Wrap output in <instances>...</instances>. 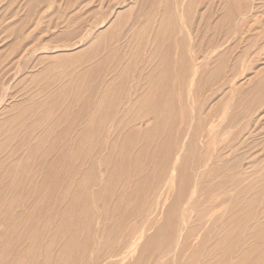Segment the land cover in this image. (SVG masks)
<instances>
[{
    "label": "rangeland",
    "instance_id": "rangeland-1",
    "mask_svg": "<svg viewBox=\"0 0 264 264\" xmlns=\"http://www.w3.org/2000/svg\"><path fill=\"white\" fill-rule=\"evenodd\" d=\"M0 264H264V0H0Z\"/></svg>",
    "mask_w": 264,
    "mask_h": 264
},
{
    "label": "bare ground",
    "instance_id": "bare-ground-1",
    "mask_svg": "<svg viewBox=\"0 0 264 264\" xmlns=\"http://www.w3.org/2000/svg\"><path fill=\"white\" fill-rule=\"evenodd\" d=\"M171 5H172V4H171ZM167 8H168V7H167ZM172 15H173V14H172ZM166 20H167V19H166ZM166 20H165V21H166ZM174 26H175V25H174ZM124 42H125V41H124ZM100 43H101V42H100ZM100 47H101V46H100ZM100 47H99V48H100ZM92 48H93V47H92ZM99 48H98V49H99ZM94 57H95V56H94ZM88 59H89V58H88ZM171 60H172V59H171ZM172 69H173V68H172ZM79 73H80V72H79ZM74 81H75V80H74ZM74 81H73V82H74ZM75 82H76V81H75ZM75 82H74V83H75ZM91 82H92V81H91ZM98 82H99V81H98ZM89 84H90V83H89ZM94 84H95V83H94ZM86 87H88V86H86ZM81 88H82V87H81ZM84 88H85V87H84ZM78 90H80V89H78ZM87 91H88V90H87ZM56 99H57V98H56ZM58 101H59V100H58ZM134 101H135V100H134ZM130 105H131V104H130ZM101 117H102V115H101ZM35 127H36V126H35ZM154 128H156V126H155ZM154 128H153V129H154ZM13 136H14V135H13ZM15 136H16V135H15ZM11 138H12V137H11ZM43 141H44V140H43ZM47 142H48V141H47ZM5 143H6V142H5ZM164 143H165V142H164ZM46 144H47V143H46ZM41 145H42V144H41ZM143 151H144V150H143ZM34 152H35V151H34ZM45 152H46V150H45ZM40 157H42V156H40ZM32 158H33V157H32ZM44 159H45V158H44ZM17 165H18V164H17ZM41 165H42V164H41ZM15 166H16V165H15ZM12 167H13V166H12ZM45 168H46V167H45ZM26 170H27V169H26ZM4 172H5V170H4ZM24 172H25V171H24ZM2 173H3V172H2ZM2 176H3V175H2ZM9 178H10V177H9ZM13 181H14V180H13ZM18 181H19V180H18ZM15 198H16V197H15Z\"/></svg>",
    "mask_w": 264,
    "mask_h": 264
}]
</instances>
